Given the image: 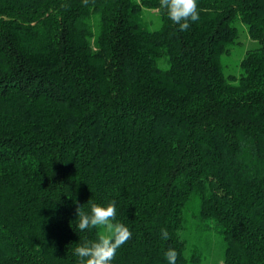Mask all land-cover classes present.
<instances>
[{"label":"trees","instance_id":"1","mask_svg":"<svg viewBox=\"0 0 264 264\" xmlns=\"http://www.w3.org/2000/svg\"><path fill=\"white\" fill-rule=\"evenodd\" d=\"M197 4L180 31L159 0H0V264H78L76 208L112 200L111 264H201L212 236L264 264V47L223 64L264 0Z\"/></svg>","mask_w":264,"mask_h":264},{"label":"clouds","instance_id":"2","mask_svg":"<svg viewBox=\"0 0 264 264\" xmlns=\"http://www.w3.org/2000/svg\"><path fill=\"white\" fill-rule=\"evenodd\" d=\"M159 8L166 11L173 23L179 25L180 31H187L190 23L200 18L197 0H159ZM116 211L115 200L106 206L93 203L90 212H85L83 206L76 208L75 221L78 231L100 229L96 240H85L75 247L74 253L79 258L78 264H111L117 250L132 238L129 228L116 220ZM161 238L169 239L166 229L161 230ZM164 256L168 264H176L178 253L174 249L169 248Z\"/></svg>","mask_w":264,"mask_h":264},{"label":"rangeland","instance_id":"3","mask_svg":"<svg viewBox=\"0 0 264 264\" xmlns=\"http://www.w3.org/2000/svg\"><path fill=\"white\" fill-rule=\"evenodd\" d=\"M148 19L153 21L151 28L153 30L158 29L160 26V19L156 12H149ZM238 29L240 32V37L237 45L232 46L230 54L224 56L223 64L225 68V74L227 76H239L240 74V62L250 50L259 49L264 47V42L254 41L250 38L248 34L247 27L242 23H239ZM195 237H193L194 239ZM218 238L216 237H206L202 244V250L204 251V259L201 264H223L224 254L221 244H219ZM195 241H193L194 243Z\"/></svg>","mask_w":264,"mask_h":264}]
</instances>
